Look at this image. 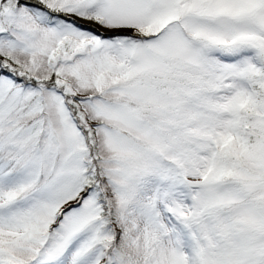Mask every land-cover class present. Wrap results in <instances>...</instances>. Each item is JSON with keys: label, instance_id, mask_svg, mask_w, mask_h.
Here are the masks:
<instances>
[{"label": "snow or ice", "instance_id": "6c2138e0", "mask_svg": "<svg viewBox=\"0 0 264 264\" xmlns=\"http://www.w3.org/2000/svg\"><path fill=\"white\" fill-rule=\"evenodd\" d=\"M0 264H264V0H0Z\"/></svg>", "mask_w": 264, "mask_h": 264}]
</instances>
